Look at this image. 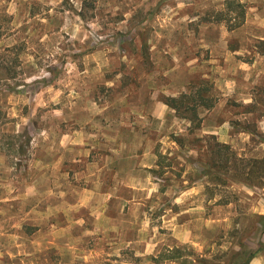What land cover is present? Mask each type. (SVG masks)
Here are the masks:
<instances>
[{"label":"rangeland","instance_id":"374dc122","mask_svg":"<svg viewBox=\"0 0 264 264\" xmlns=\"http://www.w3.org/2000/svg\"><path fill=\"white\" fill-rule=\"evenodd\" d=\"M226 1L0 0V264L242 262L264 187L202 166L214 141L263 155L264 0H236L234 30ZM191 88L214 105L189 136L156 102ZM149 148L172 159L160 177L138 168ZM137 173L165 193L133 194ZM117 183L121 200L95 194Z\"/></svg>","mask_w":264,"mask_h":264},{"label":"trees","instance_id":"16d2710c","mask_svg":"<svg viewBox=\"0 0 264 264\" xmlns=\"http://www.w3.org/2000/svg\"><path fill=\"white\" fill-rule=\"evenodd\" d=\"M225 5L228 14H231L230 17L232 18V20H234L231 25H228V28L230 30H234L240 25H242L244 21V5L237 2L236 0H227L225 2ZM258 50L259 53L264 56V40H261L258 43ZM45 81L47 80L45 79ZM40 83L41 82H38L37 87ZM38 89L40 90V87H38ZM163 102L175 112L178 118L189 123L187 129L189 136L194 135V133L201 128L200 126L202 123V119L199 116V109H210L214 105L212 99L208 95H206L205 89L195 88H191V90L181 93L178 97H165ZM172 138L178 145L183 146L184 139L182 137L172 136ZM210 139L214 140L215 138L212 136L210 137ZM209 150L212 156L207 160L206 167L202 166V168L204 171H210H208L206 175L211 178L214 184L225 185L228 177L231 179L235 176H228L229 170H235L234 173H236V176L240 179V182L247 185L248 187H264V152L260 158L252 157L249 159L239 160L237 157H235L233 153H231L227 144H222L216 141L213 142V146H209ZM155 154L157 156L158 166V170L155 171L156 173H159V170L164 169V167L171 166L170 163L167 164L165 161H172V159L163 155L158 150H155ZM238 161H241L240 165ZM240 166H242V168H240ZM206 168L208 170H206ZM219 172L223 175H219ZM161 173L162 172L159 173V177ZM165 190V185L161 186V188L159 189L161 193H164ZM258 218L262 219V222H260L261 230L259 231V241L247 251L245 258L242 260L241 263L237 261L235 264H249L251 260L255 257V255L259 251L264 249V242L263 239H261L262 234L264 233V215H259ZM169 259L174 260L176 259V257L172 256Z\"/></svg>","mask_w":264,"mask_h":264},{"label":"crops","instance_id":"0c3cea01","mask_svg":"<svg viewBox=\"0 0 264 264\" xmlns=\"http://www.w3.org/2000/svg\"><path fill=\"white\" fill-rule=\"evenodd\" d=\"M157 107H160V109L163 113H165L167 110L169 111V109H170L167 105H165L164 103H162L160 101L156 102V108ZM166 113L168 114V112H166ZM153 115L155 116V113H153ZM157 118H159V117H157ZM114 160H115V163L118 162V157L116 155H114ZM56 163L58 164V166L60 168L59 171H61L62 162L58 160V161H56ZM138 163H139L138 168H140L141 166H146L150 171L156 170V168H158V166H157V156L155 154V149H154V151H152L149 148V151L144 152L142 159ZM127 178H129L130 181H125L124 184L128 188L133 190V191H131L133 194L143 193V191H141V190L146 189V190L150 191L149 194L151 196L161 195V193L159 191V186L156 185L155 183L153 184L151 182V179L148 176H146L145 173H143V175L140 173L132 174L130 176H127ZM118 186H120L119 183H117L110 190H101L100 186H97L98 193H95V194L96 195L98 194V196L103 197L104 202L106 200H109L110 202L111 201H118V199L121 200L119 190H118ZM67 205L72 206L71 204H67ZM76 206H80V208H90V209L92 208V207H86L87 205H85L84 203H81L80 205H76ZM187 240H189V239H187V235L185 234L181 238V242L185 243ZM249 264H264V249L259 251L255 255V257L251 260V262Z\"/></svg>","mask_w":264,"mask_h":264}]
</instances>
